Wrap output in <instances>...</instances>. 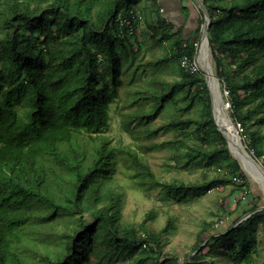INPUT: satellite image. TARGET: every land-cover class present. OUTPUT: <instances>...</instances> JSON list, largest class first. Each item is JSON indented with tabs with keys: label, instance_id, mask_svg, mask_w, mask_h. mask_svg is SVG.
<instances>
[{
	"label": "trees",
	"instance_id": "1",
	"mask_svg": "<svg viewBox=\"0 0 264 264\" xmlns=\"http://www.w3.org/2000/svg\"><path fill=\"white\" fill-rule=\"evenodd\" d=\"M137 1L0 0V62H5L0 68V264H25L18 245L27 225L47 221L58 226L64 220L71 226L60 233L64 251L59 257L44 255L42 264H92L100 238L117 254H128L132 264H183L174 256L162 259L161 237L150 233L145 223L137 228L123 221L125 193L115 186V151L108 139L97 138L108 129L110 106L120 96L118 43L134 56L143 46V35L128 39L130 27L123 22ZM201 3L211 18L212 56L232 98V114L250 135L248 149L257 160L264 159V135L260 129L249 130L251 124L264 126V0ZM145 11L151 39L157 45L169 42L162 66L175 65L182 75L162 80L152 94L139 90L127 129L145 136L147 122L169 107L174 112L190 108L192 104L179 106L177 92L184 94L182 100L198 99L199 115L172 119L170 127L182 137L165 140L162 148L177 167L207 161L210 169L217 167V174L201 183L162 182L163 190L177 201L227 184L234 185L233 192H250L248 177L231 157L213 118L205 75L189 74L179 65L183 55L195 56L199 39L186 38L184 25L165 17L158 0ZM199 14L198 37L205 22ZM150 98L156 102L147 109ZM136 121L143 126L132 129ZM191 134L199 143L188 142ZM129 154L140 174L159 186L149 163L137 153ZM237 222L226 233L206 239L203 235L214 224L202 229L195 249L209 240L193 264H218L215 257L223 244L226 264H253L259 229L264 243V210ZM207 248L210 255L204 253Z\"/></svg>",
	"mask_w": 264,
	"mask_h": 264
},
{
	"label": "rangeland",
	"instance_id": "2",
	"mask_svg": "<svg viewBox=\"0 0 264 264\" xmlns=\"http://www.w3.org/2000/svg\"><path fill=\"white\" fill-rule=\"evenodd\" d=\"M152 0H138L133 7L145 11L151 8ZM201 7L203 5L201 3ZM121 8H124L122 6ZM195 11L200 12V7L195 6ZM204 9V8H203ZM146 12V11H145ZM164 14V12H163ZM144 21V19H143ZM141 23L138 35L142 36V48L135 53L124 50L118 43V51H120L121 62L120 69V96L110 106L109 116L110 122L106 132L98 136V139L106 138L110 141V146L115 151L114 160V180L115 186L124 191V222L132 227H141L146 224L150 233L157 234L161 237V255L162 259L165 257H177L180 262L185 264L189 260L193 264V258L196 253L202 249L207 239L199 249H195V243L198 239L199 233L202 229L207 227L209 223H213V227H208V232L203 235L206 239L212 234H224L230 225L236 221L241 220L244 216L249 214L250 210L256 205L258 208L264 206V188L257 182L250 172L242 164L243 159L241 155L231 147L230 155L237 160L242 168V171L248 177L250 192L243 193L241 191L233 192L234 185L227 184L225 186H215L207 192H198L184 201H177L173 199V195L163 190L162 182L183 181L185 183L204 182L206 179L210 180L217 174V167L213 166L211 169L206 166V162L200 165L189 164L186 166H176L173 160H170V152L162 148V143L170 138L176 136L182 137L180 133L170 127V122L174 118L187 117L191 115H199L202 103L198 99L182 100L184 95L177 92L175 98L179 101V106L192 104L190 108L184 107L174 112L171 107L166 109L157 118L150 119L147 122L148 133L141 137H137L135 133H131L127 128L130 122L129 112L137 109L138 105L135 103L138 91H150L159 88L162 85V80L173 81L181 78V71L177 66H171L168 63V68L162 66V59L169 50V42L166 44L157 45L147 27L144 25L145 21ZM172 21V20H170ZM205 25V22L204 24ZM202 25V26H203ZM142 33V34H141ZM140 37V36H139ZM133 40V38L131 39ZM207 54L201 58V72L199 74L205 75L206 83L209 85L210 94L215 105L216 118L220 127L224 129L227 127L226 115L230 118L236 129H239L238 120L234 118L232 110L224 107L227 90L222 84L219 76L216 74V62L212 56L211 48L206 46ZM205 59H204V58ZM225 62H228L225 61ZM5 64L0 62V68ZM210 67V68H209ZM208 69V70H206ZM214 75L213 84L218 87L216 91H212L210 87V74ZM111 81V76L107 77ZM219 98V99H218ZM156 100L150 98L147 102V109H151ZM221 107V108H220ZM225 112L222 113V110ZM219 114L220 117L218 116ZM224 119V121H223ZM142 122H134L132 129L143 126ZM260 129V133L264 135V126L255 124L249 125V130ZM239 131V138L243 143L246 151L255 158L254 151L249 150L247 144L250 143V135L245 133V128ZM151 135V136H149ZM228 138V137H227ZM189 143H199L194 134H191ZM154 143L155 147L148 149V144ZM218 144H221L218 142ZM228 145V143H227ZM229 148V147H228ZM130 152L137 153L142 161L149 163L151 170L154 172L156 179L161 182L159 186L151 184L147 176L140 174V166L131 161ZM240 160H238V159ZM256 159V158H255ZM257 160V159H256ZM241 162V163H240ZM257 162L264 169V159L257 160ZM220 171V170H219ZM144 180V183H142ZM114 182V181H113ZM225 201V202H224ZM238 201L240 203L238 204ZM225 203L224 210L222 203ZM234 211L233 213H231ZM153 218H149L150 214ZM67 221L64 220L58 226L52 225L51 222L37 221L32 225H27L22 243L18 245L19 252L25 264H42L44 255L52 257H59L60 253L64 251V246L60 233L65 228ZM167 229V231H164ZM257 254L254 257L253 264L264 263V243L263 232L261 229L257 231ZM223 244L220 248L218 264H226L228 261L223 257ZM210 249L204 250L206 255H210ZM117 250L109 246L100 238L96 242V254L91 256L92 264H132L133 259L128 258V254H117ZM140 251H137L135 256H138ZM131 259V260H130ZM208 260H201L200 263L205 264ZM229 263V262H228ZM173 264V263H169Z\"/></svg>",
	"mask_w": 264,
	"mask_h": 264
},
{
	"label": "built area",
	"instance_id": "3",
	"mask_svg": "<svg viewBox=\"0 0 264 264\" xmlns=\"http://www.w3.org/2000/svg\"><path fill=\"white\" fill-rule=\"evenodd\" d=\"M142 13L143 12L141 10L134 8L131 11H129L127 17L123 19V22L126 23L130 27L128 39L134 38L136 34L138 35L137 32L140 29L139 27L144 19V16ZM204 21H205V18H204ZM204 27L205 25L202 26L199 40L194 43L195 56L193 58H190L188 55H183L179 60L180 67L192 75L198 74L202 71L201 70V63H202L201 58L207 46V43L203 39ZM225 92H226V98L224 102V107L226 109L232 110L233 109L232 98L228 90H225ZM238 126L241 131L242 130L241 124L238 123ZM239 129L237 128V130Z\"/></svg>",
	"mask_w": 264,
	"mask_h": 264
},
{
	"label": "crops",
	"instance_id": "4",
	"mask_svg": "<svg viewBox=\"0 0 264 264\" xmlns=\"http://www.w3.org/2000/svg\"><path fill=\"white\" fill-rule=\"evenodd\" d=\"M158 3L160 11L164 12L165 17H169V20L174 21L177 25H184L186 38L191 36L193 41L200 38L196 33V27L200 17L199 13L202 11L200 10L199 13L195 11V6L198 7L196 0H158Z\"/></svg>",
	"mask_w": 264,
	"mask_h": 264
},
{
	"label": "bare ground",
	"instance_id": "5",
	"mask_svg": "<svg viewBox=\"0 0 264 264\" xmlns=\"http://www.w3.org/2000/svg\"><path fill=\"white\" fill-rule=\"evenodd\" d=\"M206 54H207V51L204 52V56ZM206 70H208V69H206ZM213 80H214V78H213V75H212V72H211V74H210V87H211L212 91H216L217 90L216 88L218 87V83H217V86H216L215 84H213ZM222 113L225 114V112L223 110H222ZM220 115L221 114H219L218 116L220 117ZM215 116H216V112H215ZM225 119H226L227 127L224 128V131L226 133V136L228 137V140L230 142L231 147L233 149H235L241 155V157L243 159L242 164L244 165V167L250 172V174L253 176V178L257 182H259L260 185L264 188V179L260 175L259 170L257 169L256 165L251 160V156L249 155V153L246 151L245 147L243 146V143L240 140L239 135L237 134L234 126L232 125V122H231L230 118L226 115ZM216 120H217V118H216ZM223 121H224V119H223ZM219 126H220V124H219Z\"/></svg>",
	"mask_w": 264,
	"mask_h": 264
},
{
	"label": "water",
	"instance_id": "6",
	"mask_svg": "<svg viewBox=\"0 0 264 264\" xmlns=\"http://www.w3.org/2000/svg\"><path fill=\"white\" fill-rule=\"evenodd\" d=\"M196 1H197V6L201 8L200 10L202 11V14L204 15V18H205V27H204L203 39H204V41L207 43V47H208V49H210L211 46H210V41H209V29H210V25H211V18H210V16H209V14H208V13H207V12L201 7V0H196ZM213 78L217 81V79H216V77H215L214 75H213ZM212 99H213V98H212ZM212 109H213V118H214V120H215V122H216V124H217L218 130H219V131L223 134V136L226 138V141H227V143H228V147H229V149L231 150V145H230V142H229V140H228V138H227V136H226V133H225L224 129H222V128L219 126V124H218V122H217V120H216V116H215V105H214L213 100H212ZM232 125L234 126L233 123H232ZM234 128H235L237 134L239 135V131L236 129L235 126H234ZM239 136H240V135H239ZM240 138H241V137H240ZM231 151H232V150H231ZM249 155H250V154H249ZM250 156H251V155H250ZM251 160H252L253 163L256 165L257 169L259 170L260 175H261L262 178L264 179V169H263V167L257 162V160H256L253 156H251ZM261 210H264V206L257 208L255 211L250 212L249 214H247L246 216H244L241 220H239V221L237 222V224L240 223L241 221H243L244 219L248 218L252 213H254V212H256V211H261Z\"/></svg>",
	"mask_w": 264,
	"mask_h": 264
}]
</instances>
